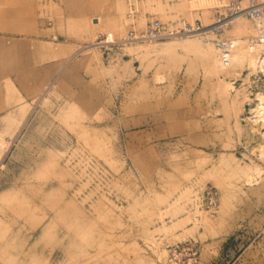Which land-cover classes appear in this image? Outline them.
I'll return each instance as SVG.
<instances>
[{
	"label": "rangeland",
	"instance_id": "1",
	"mask_svg": "<svg viewBox=\"0 0 264 264\" xmlns=\"http://www.w3.org/2000/svg\"><path fill=\"white\" fill-rule=\"evenodd\" d=\"M228 1L0 0V264H264V66L125 41Z\"/></svg>",
	"mask_w": 264,
	"mask_h": 264
},
{
	"label": "built area",
	"instance_id": "2",
	"mask_svg": "<svg viewBox=\"0 0 264 264\" xmlns=\"http://www.w3.org/2000/svg\"><path fill=\"white\" fill-rule=\"evenodd\" d=\"M238 16H244L256 28L257 34L253 37L254 41L264 37V0H229L222 6V10L217 13L210 25L201 23H183L177 27H166L159 20L152 19L142 31L130 29L125 41H161L174 36L192 35L205 33L212 37L214 45L219 50L222 61L227 64L231 50V42L222 37L227 29ZM112 44L114 41H105Z\"/></svg>",
	"mask_w": 264,
	"mask_h": 264
},
{
	"label": "bare ground",
	"instance_id": "3",
	"mask_svg": "<svg viewBox=\"0 0 264 264\" xmlns=\"http://www.w3.org/2000/svg\"><path fill=\"white\" fill-rule=\"evenodd\" d=\"M238 17H241V16H238ZM236 17V19L238 18ZM263 22H264V19H263ZM247 24H245V22L243 20H239V22H237L236 26H235V31L237 33H241L245 28ZM254 30H255V35L257 34V30L256 28L254 27ZM245 32V31H244ZM202 33H205L202 32ZM196 34H199V33H196ZM195 35V34H193ZM99 43V42H98ZM235 44V42H234ZM234 44L232 43V47H231V51L234 50L235 46ZM92 46V44L88 45L87 47H90ZM239 46V44H238ZM245 50L246 51H242V50H237L233 55H232V52L229 53V61L227 64H225L222 59H221V56H220V53H219V50L217 49V47L214 45V49H215V54H216V59L220 60L219 61V65H220V69H224L227 65H230V62L232 59H234V57L236 59H239V61H243L244 59H247L249 61V63L251 64V66H253L255 69L258 68V67H261L262 65L264 66V37H262L260 40H257V41H254L253 39L252 40H249L247 42V44L245 45ZM241 48V46H240ZM244 49V48H243ZM212 51V50H211ZM234 52V51H233ZM262 68V67H261ZM256 99V103H255V107H254V110L256 109H259L264 107V93L263 92H256L255 93V98ZM258 110V111H259ZM8 149V148H7ZM5 152V151H4ZM5 155V154H4ZM4 157V156H3ZM2 160V159H1ZM0 160V161H1ZM1 163V162H0ZM16 186V185H15ZM7 195V194H6ZM5 197V196H4ZM16 199V198H15ZM11 201H13V199H11ZM5 202V201H4ZM7 204V203H6ZM18 205V203H16ZM10 205V204H9ZM17 205H15L17 207ZM21 205V203L19 204ZM18 205V206H19ZM15 207V210L17 209ZM21 207H26V205H21ZM20 209V208H19ZM27 209V207L25 208ZM19 210H17L18 212ZM27 210L24 211V209L22 210V212L20 214H22L23 212H26ZM4 212V211H3ZM16 212V211H15ZM16 212V213H17ZM19 214V213H18ZM16 216V214H15ZM4 217V216H3ZM6 218V217H5ZM4 221V219H3Z\"/></svg>",
	"mask_w": 264,
	"mask_h": 264
}]
</instances>
